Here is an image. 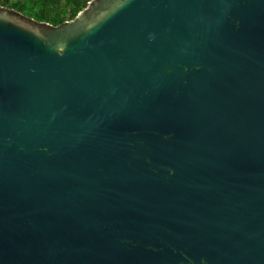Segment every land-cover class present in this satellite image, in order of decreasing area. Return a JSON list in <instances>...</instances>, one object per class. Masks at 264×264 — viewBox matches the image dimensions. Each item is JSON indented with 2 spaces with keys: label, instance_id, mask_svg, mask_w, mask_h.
I'll list each match as a JSON object with an SVG mask.
<instances>
[{
  "label": "water",
  "instance_id": "95a60500",
  "mask_svg": "<svg viewBox=\"0 0 264 264\" xmlns=\"http://www.w3.org/2000/svg\"><path fill=\"white\" fill-rule=\"evenodd\" d=\"M0 264H264V0L0 5Z\"/></svg>",
  "mask_w": 264,
  "mask_h": 264
},
{
  "label": "trees",
  "instance_id": "16d2710c",
  "mask_svg": "<svg viewBox=\"0 0 264 264\" xmlns=\"http://www.w3.org/2000/svg\"><path fill=\"white\" fill-rule=\"evenodd\" d=\"M89 0H0V5L53 25L72 19Z\"/></svg>",
  "mask_w": 264,
  "mask_h": 264
}]
</instances>
